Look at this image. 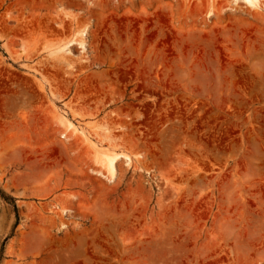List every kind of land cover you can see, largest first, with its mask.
<instances>
[{"label":"rangeland","instance_id":"1","mask_svg":"<svg viewBox=\"0 0 264 264\" xmlns=\"http://www.w3.org/2000/svg\"><path fill=\"white\" fill-rule=\"evenodd\" d=\"M0 264H264V0H0Z\"/></svg>","mask_w":264,"mask_h":264},{"label":"bare ground","instance_id":"2","mask_svg":"<svg viewBox=\"0 0 264 264\" xmlns=\"http://www.w3.org/2000/svg\"><path fill=\"white\" fill-rule=\"evenodd\" d=\"M248 4H253V2H255V0H245ZM251 6V5H250ZM69 125V124H68ZM74 131H76V129H73ZM119 158H123L124 160L128 161L129 157L126 155H122V154H114V153H110V154H106L105 155V168L108 171V174L110 176L114 175L115 172V164L116 161Z\"/></svg>","mask_w":264,"mask_h":264}]
</instances>
